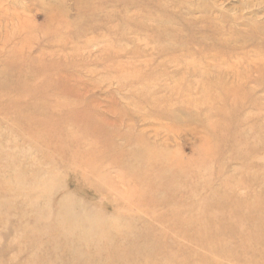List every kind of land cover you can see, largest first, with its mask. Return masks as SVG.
<instances>
[{
  "label": "rangeland",
  "instance_id": "1",
  "mask_svg": "<svg viewBox=\"0 0 264 264\" xmlns=\"http://www.w3.org/2000/svg\"><path fill=\"white\" fill-rule=\"evenodd\" d=\"M0 264H264V0H0Z\"/></svg>",
  "mask_w": 264,
  "mask_h": 264
}]
</instances>
